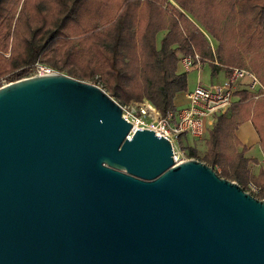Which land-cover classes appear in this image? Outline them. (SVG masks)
Listing matches in <instances>:
<instances>
[{
  "label": "water",
  "instance_id": "water-1",
  "mask_svg": "<svg viewBox=\"0 0 264 264\" xmlns=\"http://www.w3.org/2000/svg\"><path fill=\"white\" fill-rule=\"evenodd\" d=\"M122 113L61 73L0 88V264H264V200Z\"/></svg>",
  "mask_w": 264,
  "mask_h": 264
},
{
  "label": "trees",
  "instance_id": "trees-1",
  "mask_svg": "<svg viewBox=\"0 0 264 264\" xmlns=\"http://www.w3.org/2000/svg\"><path fill=\"white\" fill-rule=\"evenodd\" d=\"M196 54L213 72L230 74L248 63L264 84V0H0V87L30 78L39 63L100 83L121 106L148 100L166 116L177 111V95L188 92L180 59ZM237 96L215 118L202 157L184 147L185 137L182 150L246 192L256 185L260 192L251 194L264 200V170L253 175L255 161L236 137L252 121L264 153V95Z\"/></svg>",
  "mask_w": 264,
  "mask_h": 264
},
{
  "label": "built area",
  "instance_id": "built-area-1",
  "mask_svg": "<svg viewBox=\"0 0 264 264\" xmlns=\"http://www.w3.org/2000/svg\"><path fill=\"white\" fill-rule=\"evenodd\" d=\"M196 63H201L197 54L182 56L180 59L184 73L190 72ZM54 73L56 72L48 66L38 63L32 70L31 77L47 76ZM5 85L7 84L3 86ZM239 87L264 92V86L257 75L250 68L244 67L232 69L229 76L220 84L206 86L198 82L197 87L187 93V106L179 111L170 112L166 116H162L148 100L135 106L119 105L123 110V118L133 126L130 138L136 129L154 131L157 137L165 138L171 143L175 163L180 164L190 160L182 150L181 139L184 136L202 139L207 133L208 126L213 124L215 118L230 110ZM249 188L250 194L260 192V188L254 184H250Z\"/></svg>",
  "mask_w": 264,
  "mask_h": 264
},
{
  "label": "crops",
  "instance_id": "crops-1",
  "mask_svg": "<svg viewBox=\"0 0 264 264\" xmlns=\"http://www.w3.org/2000/svg\"><path fill=\"white\" fill-rule=\"evenodd\" d=\"M211 44H212L213 50H216L217 43L213 41ZM216 64L218 63L216 62ZM246 67L252 70V68L250 67L248 63ZM192 72L197 74V84L198 82H201L203 85H206V86L212 85V84H220L229 76L227 71L220 67H218V69L215 72H213L209 63H200V64L196 63L195 67L190 71V73ZM179 73H184V70L180 64H179ZM262 85L264 86L263 83ZM242 90H247L253 93L255 95V100H258L262 95H264V92H261L260 90L251 91L247 87H239L237 92L242 91ZM189 92L191 91L188 90V92L180 93L177 95L175 99V106H176L177 111L187 106L188 104L187 93ZM237 92L235 94L234 103L238 102L239 100V97L237 96ZM213 124L208 126V130L205 136H208V132L212 128ZM184 137L185 139L191 138L190 136H184ZM236 137L240 141L242 147L247 148L248 151L246 153V157L248 159L255 161V163L251 165V169H252L253 175L257 177L260 174L261 170H264V153L261 148L260 136H259L258 131L256 130L254 123L252 121H248L242 124L236 131ZM206 138L207 137H205V140ZM196 140H201V139H196ZM242 147H240V150H242Z\"/></svg>",
  "mask_w": 264,
  "mask_h": 264
},
{
  "label": "rangeland",
  "instance_id": "rangeland-1",
  "mask_svg": "<svg viewBox=\"0 0 264 264\" xmlns=\"http://www.w3.org/2000/svg\"><path fill=\"white\" fill-rule=\"evenodd\" d=\"M162 34L159 36V39L162 38ZM209 41H210V44L213 42V40L211 38H209ZM212 46V44H211ZM199 56V55H198ZM199 59H200V62L202 63V59L201 57L199 56ZM247 66V65H246ZM188 79H189V86H188V90L189 91H193L196 87H197V74L192 72H188ZM89 83V82H87ZM91 84H95L97 86H99L103 91L106 92L105 88L103 87V85H101L100 83L98 82H94V83H91ZM108 94V93H107ZM109 95V94H108ZM136 103H133L132 106H135ZM207 137V136H205ZM205 137L202 138L201 140H196V139H192V138H184V147L186 148H189V147H196L198 150H199V154H200V157H202L204 155V152L206 150V146H205ZM183 152L187 155V153L183 150Z\"/></svg>",
  "mask_w": 264,
  "mask_h": 264
}]
</instances>
